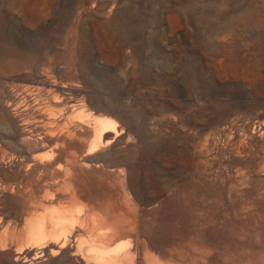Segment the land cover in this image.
<instances>
[{
  "label": "rangeland",
  "instance_id": "374dc122",
  "mask_svg": "<svg viewBox=\"0 0 264 264\" xmlns=\"http://www.w3.org/2000/svg\"><path fill=\"white\" fill-rule=\"evenodd\" d=\"M151 261L264 264V0H0V264Z\"/></svg>",
  "mask_w": 264,
  "mask_h": 264
},
{
  "label": "bare ground",
  "instance_id": "6f19581e",
  "mask_svg": "<svg viewBox=\"0 0 264 264\" xmlns=\"http://www.w3.org/2000/svg\"><path fill=\"white\" fill-rule=\"evenodd\" d=\"M73 197H74V196H73ZM75 198H76V197H75ZM72 199H73V198H72ZM75 200H76V199H75ZM72 201H74V200H72ZM75 203H77V202H75ZM97 215H98V214H97ZM97 215H96V217H97ZM98 220H99V219H98ZM40 222H41V219H39V218H38V219H35L34 222L32 223L33 227H36L35 225H37V227H38V225H39ZM82 222H83V220H82ZM97 223H98V222H97ZM100 223H102V222H100ZM100 223H99V224H100ZM93 224H94V223H93ZM93 224H92V226H93ZM107 224H108V223H107ZM101 226H102V225H101ZM110 226H111V225H110ZM33 227H32V228H33ZM37 227H36V228H37ZM84 227H85V225H84ZM82 228H83V227H82ZM94 228H95V225H94ZM29 229H30V228H29ZM87 229H88V228H87ZM89 230H90V229H89ZM91 231H92V230H91ZM93 232H94V230H93ZM95 232H96V231H95ZM104 232H105V231H104ZM24 233H25V232H24ZM30 233H31V232H30ZM33 233H34V232H33ZM90 233H91V232H90ZM108 233H109V232H108ZM113 233H114V232H113ZM116 233H117V232H116ZM107 235H108V234H107ZM109 235H110V234H109ZM100 236H101V235H100ZM105 236H106V235H105ZM110 236H111V235H110ZM110 236H109V237H110ZM112 237H113V236H112ZM28 238H29V237H28ZM49 238H50V237H49ZM99 241H100V240H99ZM48 248H49V247H48ZM114 249H115V248H114ZM70 250H71V249H70ZM111 250L113 251V249H111ZM101 251H105V250H101ZM115 251H116V250H115ZM87 252H88V251H87ZM89 252H90V251H89ZM91 252H92V251H91ZM97 252H98V251H97ZM105 252H106V251H105ZM127 252H128V251H127ZM26 253H27V252H26ZM144 253H145V252H144ZM100 254H101V253H100ZM102 254H103V253H102ZM103 255H104V254H103ZM145 257H146V256H145ZM140 258H141V257H140ZM34 259H35V258H34ZM36 259H37V258H36ZM135 259H136V258H135ZM27 260H28V259H27ZM148 260H151V259L148 258ZM148 260L145 259V261H148ZM152 260H153V259H152ZM138 263H139V262H138ZM148 263H149V262H148ZM151 263L154 264V262H152V261H151ZM151 263H150V264H151ZM74 264H75V263H74Z\"/></svg>",
  "mask_w": 264,
  "mask_h": 264
}]
</instances>
